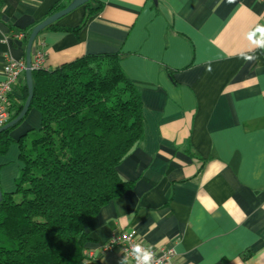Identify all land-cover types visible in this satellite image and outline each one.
<instances>
[{"label":"crops","instance_id":"obj_1","mask_svg":"<svg viewBox=\"0 0 264 264\" xmlns=\"http://www.w3.org/2000/svg\"><path fill=\"white\" fill-rule=\"evenodd\" d=\"M57 1L0 0V80L7 58L25 57L19 34ZM89 1L99 8L80 5L56 21L77 29L42 30L34 48L43 42L48 69L117 53L139 91L144 132L117 167L132 184L86 223L79 264H120L121 250L102 246L129 228L149 247H172L173 264H264V49L249 39L264 25V1ZM40 118L30 107L11 129L1 191L14 190L18 140Z\"/></svg>","mask_w":264,"mask_h":264},{"label":"trees","instance_id":"obj_2","mask_svg":"<svg viewBox=\"0 0 264 264\" xmlns=\"http://www.w3.org/2000/svg\"><path fill=\"white\" fill-rule=\"evenodd\" d=\"M70 1L58 0L49 15ZM83 5L89 13L99 8ZM78 27L53 22L43 30ZM28 33L21 32L25 44ZM32 82L29 108L39 111L40 127L18 140L22 166L14 190L2 191L0 264H79L87 257L86 223L132 184L117 167L143 137L140 94L117 53L33 69ZM19 90L9 120L27 96L25 80ZM13 127L0 132V154L13 141Z\"/></svg>","mask_w":264,"mask_h":264},{"label":"built area","instance_id":"obj_3","mask_svg":"<svg viewBox=\"0 0 264 264\" xmlns=\"http://www.w3.org/2000/svg\"><path fill=\"white\" fill-rule=\"evenodd\" d=\"M264 1V0H262ZM22 37V34H19ZM46 51L43 42H38V45L32 49L31 58L33 69L44 67ZM25 71L24 59L7 58L2 68V79L0 80V126L9 121V101L10 98L15 100L20 99L15 94L14 88L20 82ZM140 244L147 246L143 240L138 236L134 228L125 229L115 232L111 235L109 241L102 246L104 251H110L118 247L123 256L130 253L132 245ZM155 253L152 264H173L172 258L174 249L172 247H149ZM129 264H135L134 259L129 255Z\"/></svg>","mask_w":264,"mask_h":264},{"label":"water","instance_id":"obj_4","mask_svg":"<svg viewBox=\"0 0 264 264\" xmlns=\"http://www.w3.org/2000/svg\"><path fill=\"white\" fill-rule=\"evenodd\" d=\"M87 1L88 0H71L64 8L45 17L40 22L36 23L29 31L25 44V57H24L25 60L24 80L27 88V96L22 104L21 110L14 118L10 119L4 125L0 126V132L17 124L29 109L31 98L33 95V82H32L33 66H32L31 52L35 38L45 27L52 24L53 22H56L60 17L74 10L76 7L83 5ZM153 1L155 2L156 0ZM1 197H2V191L0 188V199Z\"/></svg>","mask_w":264,"mask_h":264},{"label":"clouds","instance_id":"obj_5","mask_svg":"<svg viewBox=\"0 0 264 264\" xmlns=\"http://www.w3.org/2000/svg\"><path fill=\"white\" fill-rule=\"evenodd\" d=\"M258 37V38H256ZM249 39L260 49H264V25H257L253 32L249 34ZM246 62H254L255 55L241 54ZM211 71V68L208 69ZM129 255L134 259L135 264H152L155 253L149 247L140 244L132 245L130 253L123 256L120 264H129Z\"/></svg>","mask_w":264,"mask_h":264}]
</instances>
